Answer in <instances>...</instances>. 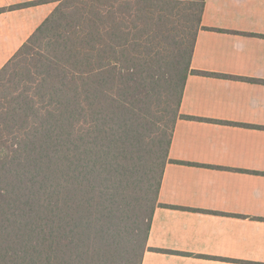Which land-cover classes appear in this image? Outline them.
<instances>
[{"label":"trees","instance_id":"1","mask_svg":"<svg viewBox=\"0 0 264 264\" xmlns=\"http://www.w3.org/2000/svg\"><path fill=\"white\" fill-rule=\"evenodd\" d=\"M76 1L24 5L58 3L0 69V264L147 250L204 0L135 15Z\"/></svg>","mask_w":264,"mask_h":264},{"label":"crops","instance_id":"2","mask_svg":"<svg viewBox=\"0 0 264 264\" xmlns=\"http://www.w3.org/2000/svg\"><path fill=\"white\" fill-rule=\"evenodd\" d=\"M0 0V69L57 2ZM142 264H264V0H204Z\"/></svg>","mask_w":264,"mask_h":264},{"label":"rangeland","instance_id":"3","mask_svg":"<svg viewBox=\"0 0 264 264\" xmlns=\"http://www.w3.org/2000/svg\"><path fill=\"white\" fill-rule=\"evenodd\" d=\"M156 1L157 0H77L76 5H96L104 10H112L113 14L135 15L141 13L139 9H143L145 6H148V10H153L157 13L163 11L162 5ZM124 4L129 5V7L123 8L122 6Z\"/></svg>","mask_w":264,"mask_h":264}]
</instances>
